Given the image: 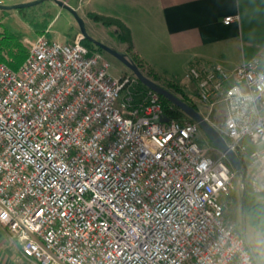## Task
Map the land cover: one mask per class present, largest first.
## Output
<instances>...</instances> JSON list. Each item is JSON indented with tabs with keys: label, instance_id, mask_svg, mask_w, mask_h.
Listing matches in <instances>:
<instances>
[{
	"label": "built area",
	"instance_id": "obj_1",
	"mask_svg": "<svg viewBox=\"0 0 264 264\" xmlns=\"http://www.w3.org/2000/svg\"><path fill=\"white\" fill-rule=\"evenodd\" d=\"M83 41L42 36L17 70L0 65V229L35 264H256L219 200L237 176L227 157ZM186 76L199 104L225 103L220 133L262 192L261 59Z\"/></svg>",
	"mask_w": 264,
	"mask_h": 264
},
{
	"label": "crops",
	"instance_id": "obj_2",
	"mask_svg": "<svg viewBox=\"0 0 264 264\" xmlns=\"http://www.w3.org/2000/svg\"><path fill=\"white\" fill-rule=\"evenodd\" d=\"M31 1L35 0H0V4L11 6ZM61 1L77 10L81 17L89 18V13H95L123 22L130 30L133 50L128 51V44L119 41L112 45L123 53L136 55L147 68L167 64L164 72L171 78H178L182 72L185 84L170 80L181 87L192 103L204 109L205 112H199L211 124L217 125L211 115L214 111H224L225 119V103L217 98L213 106L199 104L197 87L194 93L188 89L189 83L195 84L186 76L188 69L193 65H212L231 73L255 58L261 59L264 69V0ZM231 16H239V20L226 24L224 20ZM219 105L222 107L218 111ZM250 195H260L256 204L264 208V190L260 193L250 190ZM0 264L35 263L23 258L0 229Z\"/></svg>",
	"mask_w": 264,
	"mask_h": 264
},
{
	"label": "rangeland",
	"instance_id": "obj_3",
	"mask_svg": "<svg viewBox=\"0 0 264 264\" xmlns=\"http://www.w3.org/2000/svg\"><path fill=\"white\" fill-rule=\"evenodd\" d=\"M7 6V5H5ZM82 14V13H81ZM84 17V18H83ZM83 20L86 25L87 33L90 37L95 40L102 42L103 44L113 47V49L121 52L117 46H113L112 44L116 41L114 36V31L112 28H107L103 24L97 23L93 20H89L86 16H83ZM36 26H45L46 31L44 33H39L36 31ZM20 30L23 32L25 37L17 42L6 43L4 47V54L9 62H15L17 56L25 54L28 55L29 50L32 44L40 37L46 36L52 41H60L66 43H73L76 41L77 37L81 34L79 25L75 19V17L67 10L61 9L55 3L44 2L41 5L36 7L21 9V10H12L5 11L0 10V32H6L7 29ZM51 30L53 33H51ZM57 39V40H55ZM91 51H99L100 49L91 43L89 47ZM131 52V51H130ZM103 56L107 61L110 62L111 67L110 71L114 76H134L133 72L128 69L123 63L117 60L112 55L101 51ZM123 53V52H122ZM14 54V55H13ZM131 61L133 56L131 54L124 53ZM13 55V56H12ZM16 56V58H15ZM27 58V57H26ZM164 68H167V64H158V66L153 65V68H147L145 66V71L141 70L147 77L148 72L152 73L155 77H157L158 84L164 87L165 83L172 82L170 78V74H166L164 72ZM178 78H171L176 82H181L185 84V78L183 73L178 74ZM137 78V77H136ZM189 82V81H188ZM194 83V82H193ZM188 89L192 91V93L196 90V84L189 83ZM138 88H146L143 84L139 82ZM147 89V88H146ZM198 107V111L205 112L204 109ZM221 105H219L216 110H221ZM179 110V109H178ZM185 115V114H184ZM212 118H216V123L212 124L214 128H216L219 132L222 128V124L224 119V111H214ZM215 115V116H214ZM185 120H191L187 115L184 117ZM223 136V135H222ZM197 141L200 146L206 150L205 154L211 158H218L221 155V152L216 148L214 143L210 140V138L206 135V133L201 129L200 133L197 136ZM250 150L252 147L249 145ZM226 163L231 167V164L228 160ZM234 187L230 194L225 195L221 194L219 196L220 202L225 207V217L226 220L232 224L238 232L242 234V221H243V213H242V203H243V193L244 186L242 184V179L240 175L237 174L234 179ZM246 231H247V239L249 245L256 253L258 259L261 263H264V236L262 235V231L260 228L254 226L252 223L253 213L252 209L258 203L260 195H250L251 187L246 178Z\"/></svg>",
	"mask_w": 264,
	"mask_h": 264
},
{
	"label": "water",
	"instance_id": "obj_4",
	"mask_svg": "<svg viewBox=\"0 0 264 264\" xmlns=\"http://www.w3.org/2000/svg\"><path fill=\"white\" fill-rule=\"evenodd\" d=\"M53 2L57 6L62 9L69 11L76 19L81 34L84 39H87L89 42L97 46L102 51L112 55L121 63H123L128 69H130L133 74L137 77L139 82L143 84L147 89L159 94L161 97L167 99L172 105L176 106L182 113L187 115L192 121L198 123L201 129L206 133V135L210 138V140L214 143L216 148L227 157L228 161L230 162L231 166L235 170V172L240 175L242 179V184L244 186V193H243V203H242V213H243V221H242V236L245 240V243L249 250L252 253V256L256 262V264H262L261 261L258 259L256 253L249 245L247 239V231H246V175L244 171V167L242 164L241 159L239 156L230 149L227 144L226 139L222 136V134L214 128V126L207 120L198 110H196L193 106L182 100L173 92L169 91L162 85L158 84L157 82L153 81L149 77H147L139 67L134 64L124 53L119 52L102 42L95 40L94 38L90 37L86 30V25L83 18L80 16L77 10L73 7L69 6L68 4L64 3L61 0H35L27 3H21L11 6H5L0 4V10L5 11H12V10H21V9H28L32 7H36L38 5L43 4L44 2ZM164 122H168V118L163 119Z\"/></svg>",
	"mask_w": 264,
	"mask_h": 264
},
{
	"label": "trees",
	"instance_id": "obj_5",
	"mask_svg": "<svg viewBox=\"0 0 264 264\" xmlns=\"http://www.w3.org/2000/svg\"><path fill=\"white\" fill-rule=\"evenodd\" d=\"M88 17L97 23L103 24L107 28L114 27L115 30H114L113 38H115L116 41L128 44V51L133 50V41L130 34V30L123 22L115 18L106 17L95 13H89ZM35 28L36 31H38L39 33H44L46 31L45 26H36ZM24 37H25L24 33L20 32V30H13L9 28L4 33L0 32V65L6 64L13 70H17L19 66L26 60L27 55L25 56V54H22L17 56V58L15 56L16 58L15 62H9L4 54V47L6 43L17 42L22 40ZM83 43L88 48L91 46V42H89L87 39H84ZM101 51L102 50L100 49V52ZM131 58H132V62L136 64L139 67V69L145 71V65L140 61V59L136 55H134ZM148 77L153 81L158 82L157 77H155L152 73H150V71L148 72ZM164 87L169 91L173 92L174 94H176L178 97H180L182 100H184L191 106H193L196 110H198V107L190 101L189 96L182 91L179 85L173 82H167L165 83ZM139 91L140 93L147 92V89L139 88ZM162 101L165 109L166 118L176 119V120L184 119L185 117L184 113L178 110L176 106L172 105L167 99L163 97H162ZM252 213L254 215L252 223L254 224V226L261 229L262 235L264 236V208L260 204H256L252 209Z\"/></svg>",
	"mask_w": 264,
	"mask_h": 264
}]
</instances>
